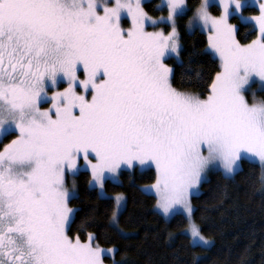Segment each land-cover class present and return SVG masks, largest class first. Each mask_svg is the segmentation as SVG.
<instances>
[{
    "label": "snow or ice",
    "instance_id": "1",
    "mask_svg": "<svg viewBox=\"0 0 264 264\" xmlns=\"http://www.w3.org/2000/svg\"><path fill=\"white\" fill-rule=\"evenodd\" d=\"M210 6L203 0L193 19L207 29L205 52L220 70L197 95L174 87L165 63L179 57L185 0H166L159 20L141 0H0V134L18 132L0 151V264H105L114 254L94 233L72 231L75 194L65 177L80 160L100 198L122 165L154 167L158 206L166 216L182 207L199 246L210 241L192 220L190 197L209 166L232 176L244 159L257 161L264 184V101L245 96L254 78L264 85V3L252 17L243 15L245 0H219L218 16ZM234 14L254 22L256 39H237ZM160 22L171 31L146 30ZM61 81L66 87L49 97ZM114 200L118 229L123 197Z\"/></svg>",
    "mask_w": 264,
    "mask_h": 264
},
{
    "label": "trees",
    "instance_id": "2",
    "mask_svg": "<svg viewBox=\"0 0 264 264\" xmlns=\"http://www.w3.org/2000/svg\"><path fill=\"white\" fill-rule=\"evenodd\" d=\"M161 0L144 2L150 16L168 14ZM203 0H187L188 11L178 16L182 32L180 60L170 58L173 86L178 90L206 95V86L220 70L219 60L208 48V31L196 27L187 32L186 23ZM216 12L217 6L211 4ZM237 23V39L248 42L257 38L258 30L232 17ZM200 73V77H197ZM256 95L264 101V88L253 83ZM249 98L251 94H247ZM199 193L192 195L193 218L202 234L213 240L209 247L194 245L184 231L187 218L176 213L166 219L155 206L157 197L143 186L156 180L153 168L123 170L118 182L105 181L108 195L123 193L126 205L120 213L119 226L111 218L115 201L111 196L100 198L98 189L90 187L91 173L79 171L75 176V198L70 206L75 210L71 224L73 233L86 238L95 234L101 247H113L105 255L108 264H264V184L260 181L258 162L244 159L235 175L221 170L210 172Z\"/></svg>",
    "mask_w": 264,
    "mask_h": 264
},
{
    "label": "rangeland",
    "instance_id": "3",
    "mask_svg": "<svg viewBox=\"0 0 264 264\" xmlns=\"http://www.w3.org/2000/svg\"><path fill=\"white\" fill-rule=\"evenodd\" d=\"M146 1H149V0H141L142 7H143V8H144V2H146ZM112 3H114V0H112ZM245 3H246L247 6L245 7V9L242 10L243 15H244L245 17H252V16H257V15H259V10H258V8H259V4L264 3V0H245ZM210 4H213V5H216V6H217V5L219 4V0H210ZM163 5L166 7V0H161V2H160V6L162 7ZM185 5H186V12H185L184 14H186L187 11H188V9H189V8H188V4H187V0H185ZM217 7H218V6H217ZM166 8H167V7H166ZM197 8H198V7H197ZM197 8L195 9V11L193 12L192 16L189 18V20H188L187 23H186V30H187V32H192L196 27H198V28H200V29H202V30H207V29L202 25L201 22H199V21L193 19V17L195 16V13H196ZM144 10H145V9H144ZM209 11L211 12L212 15H214V16H218V15H220V14L222 13V7H218L217 10H216V12H214V11L212 10V7L210 6ZM145 12H146V10H145ZM146 13H147V12H146ZM101 14H102V13H101ZM184 14H183V15H184ZM167 15H168V14H162V15H158V16L155 17V16H150V15L148 14V16H150L153 20H159V18H160L161 16L166 17ZM232 17H237V18H239V20H240L241 22H243V23H247V24H252V25L255 27L254 22H252V21H244V20H242V19L240 18V15H239V14H234ZM232 17L229 18V22H230L231 24L237 26V23H236L235 21H233V18H232ZM190 21H192L191 24L189 23ZM121 25H122V27L125 28V29H127L128 27L131 26V17L128 16L127 13H123V14H122V16H121ZM175 26H176L177 33H178L179 57L177 58L176 54L173 53L171 56H169V57H167V58L165 59V63H166V64H168L167 61H168L170 58L177 59L178 61L180 60V55H181L180 50H181V48H182V45H181V44H183V42H181L182 32H181V31L179 30V28H178V20H177V18H176V24H175ZM145 27H146V30L149 31V32H154V31H164L165 33H167V32H169V31H171V25H170L169 23H167V22H160V23H157L155 26H153V25H151V24H146ZM255 28H256V27H255ZM255 39H256V38H255ZM252 40H253V39H252ZM239 41H240V40H239ZM250 41H251V40H250ZM250 41H248V42H241V41H240V42H241V43H249ZM215 57H216V56H215ZM216 58H217V57H216ZM217 59H218V58H217ZM218 60H219V59H218ZM168 65H169V67L173 68L170 64H168ZM254 82H255V83H258L259 86H260L261 88H264V85H262L261 82H259L256 78H254V79L250 82V87H248V90L245 92V96H246V98L248 99L249 103H253V102H257V103H258V102H261L260 98L257 97V95L255 94L257 89H256V88H253V83H254ZM63 87H66V83H64V82H62V81L59 82V83L57 84L56 88L51 89V90L48 91V96L50 97V96L52 95V92L55 91V90H62ZM248 93L251 94V97H250V98H249V96L247 95ZM253 94H255V100H253ZM49 107H51V101H50V100H49L48 102H46V103H42V104H41V108H42V109H46V108H49ZM17 135H18V132H16V131H10V132H7V133H2V134H0V151H3L4 147H5L6 145L10 144L11 141H12L13 139H15ZM206 154H207V153L205 152V155H206ZM255 162H257V161H255ZM78 163H79V166H80V167H79V171H81V170H87V169H85V167H84V161H83V160H80ZM136 168L141 169V170H144V169H147V168H149V167H142V166H140L139 164H137V165H135V166H133V167H128V166H126V165H122L121 168L118 170V173L115 174L114 176H110V178L107 179V180H110V181H112V182H118V181L120 180L119 175H120V173H121L123 170H125V169H128V170H134V169H136ZM151 168H153V169L155 170L154 167H151ZM213 170H221V171L223 172V169H222L221 167H219V166H216V167L209 166V168H208V169L206 170V172L203 174V179H202V181H201L200 184L198 185V193H199L200 190H201V185H202L201 183H202L204 180H206V179L209 178V176H210V174H211L210 172H212ZM79 171H78V172H79ZM87 171L90 172V170H87ZM78 172H76V174H77ZM76 174H75V175H76ZM75 175H73V174H71V173H68V174H66V177H65V179H66L65 187H66L69 191L74 192V194H76V191H77V190L75 189V179H74V176H75ZM155 181H156V180H155ZM155 181L152 182V183H150V184H148L147 186H143V187H144V190H145L146 192H150V193L154 194L155 197H157V201H158V196H157V194H156V192H155V189L151 187V186L155 183ZM96 189H98V188H96ZM98 192H99V189H98ZM105 192H106V190H105ZM106 194H107V192H106ZM117 194H120V195H122V197H123L122 204H121V206H120L119 211L117 212V220H118L120 213L123 211V209H124V207H125V205H126V199H125V196H124L123 193H115V195H108V194H107V196H111V197L114 199V197H115ZM191 197H192V196H191ZM191 197H190V201H191ZM114 201H115V200H114ZM191 205H192V204H191ZM69 206H70V204H69ZM70 207H72V206H70ZM115 207H116V203H115ZM72 208H73V207H72ZM155 208H156V210H157L159 213H161L166 219L171 218V216L174 215V214H176V213H181V214H183V215L185 216V218H187V225H186L183 229H184V231L189 235L190 240H192V238H191V236H190L189 219H188L187 215L184 213L182 207L177 206V207H176L175 209H173V210L171 211V213H170L169 215H167V216L163 214V211H162V209L158 206V203H157V202H156V206H155ZM192 208H193V210H194V207H192ZM73 209H74V208H73ZM192 220L197 224V222H196L195 219L193 218V213H192ZM111 222H112V219H111ZM197 225H198V224H197ZM118 226H119V221H118ZM200 230H201V229H200ZM201 234H202V232H201ZM202 235H203V234H202ZM203 236H204V235H203ZM204 237L210 241V244L207 245V246H203V247L206 248V247L211 246L212 243H213V240L210 239L209 237H207L206 235H205ZM102 248H103V247H102ZM107 248H113V247H106L105 249H107ZM113 249H115V248H113ZM105 255H107V253H106ZM109 255H112V254H109ZM105 264H108V263L105 262Z\"/></svg>",
    "mask_w": 264,
    "mask_h": 264
},
{
    "label": "bare ground",
    "instance_id": "4",
    "mask_svg": "<svg viewBox=\"0 0 264 264\" xmlns=\"http://www.w3.org/2000/svg\"><path fill=\"white\" fill-rule=\"evenodd\" d=\"M182 45V44H181Z\"/></svg>",
    "mask_w": 264,
    "mask_h": 264
}]
</instances>
